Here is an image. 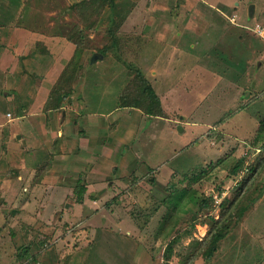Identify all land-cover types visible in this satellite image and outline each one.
<instances>
[{
	"label": "rangeland",
	"instance_id": "obj_1",
	"mask_svg": "<svg viewBox=\"0 0 264 264\" xmlns=\"http://www.w3.org/2000/svg\"><path fill=\"white\" fill-rule=\"evenodd\" d=\"M170 1L165 9L172 16L182 15L175 29L180 26L186 32L183 21L186 19L202 31L210 27L216 32L213 35L207 30L206 38L199 41L211 45L212 50L194 51V57L189 56L187 49L191 40L186 39L190 36L173 33L172 43L183 36L179 39L182 40L179 47L184 51L180 52V59H168L167 54L175 51L168 47L157 59L154 54L159 49L145 57L143 43L138 42L139 39L133 43L128 40L137 35L143 39V35L150 32L145 27L148 19H144L147 11L153 9V0H115V19L119 23L114 25L116 28L108 26V29L107 21L111 22L107 14L112 4L109 6L106 1L100 6L98 1L96 6L93 0H88L89 8L81 15L82 21H77V26L82 24L81 27L89 30L88 35L81 34L84 29L80 28V33H74L77 47L83 48L78 59H82L77 70L78 84L81 88L85 81L92 79V93L90 97L87 94L90 99L96 97L95 90L103 88L99 86H104L108 87L105 100L118 98L120 105L129 103L135 97L133 83L137 72L147 73L161 91L157 92L161 111L147 113V109L158 108L155 103L143 102L139 96L136 104H141L143 110L140 109L147 115L157 118L151 120L148 127L153 132L162 126V145L147 146V151L154 149L149 151L150 159L138 161L123 158L129 147L114 143L108 149L115 161L117 152L123 161L118 164L113 161L97 172L93 166L83 167L81 162L75 166L69 164L64 170V163L59 162V169L66 172L67 178L62 180L57 176L37 188L27 187L28 191L21 190L23 196L18 193L7 196L6 189L0 185V264H185L195 248L194 241L205 238L213 218H229L233 221L232 228L219 242L209 262L200 255L206 247L203 245L198 250L200 258L194 264H264V145L258 143L256 129L264 118V96L249 101L250 107L240 110L256 93L250 90L244 96L245 86L256 90L264 88V65L257 64L260 59L264 61V37H256L253 30L256 23L264 26V0ZM27 2L25 10L30 11L32 4L29 6ZM252 3L256 11L250 19L248 8ZM18 4L15 0L0 1V21L20 22L19 18L12 17L19 10ZM44 4L46 7L43 4L41 7L47 8V2ZM35 7L44 15L36 19L39 23L48 22L50 12L60 9L59 6L48 10H42L39 5ZM126 14L130 16L124 22ZM21 22L31 25L33 18H21ZM118 24L121 25L117 27ZM159 27H163V22L155 25V29ZM220 27L225 30H218ZM120 28L124 30L122 35L117 33ZM226 30L230 33L222 36ZM151 34L155 36L152 31ZM232 36L233 40L245 41L243 46L237 48V44H230ZM154 43L155 48H159V44ZM104 51V59L91 65L93 56ZM198 54L202 55L201 65L197 63ZM140 58L145 60L140 63ZM247 60L249 69L243 74ZM154 70H158L157 75ZM230 78L238 82L233 83ZM160 118L171 120L166 122ZM168 123L174 132L163 130ZM178 125H182V131L178 130ZM3 131L4 134L9 132ZM156 150H162L160 154L169 150L168 158L156 160ZM49 166V163H37L34 176L30 177L35 181L39 177L36 183H42L48 176ZM105 171L108 172L102 178L105 185L96 193H85L81 204L77 203L75 193H64L56 188L60 182L74 184L80 172L95 180L100 173V177L104 176ZM8 173L15 176L17 171L12 168ZM158 176L165 185L159 183ZM113 177L120 178L112 180ZM23 180L26 185H33L31 178ZM20 185L12 186L20 191L16 190ZM49 185L53 187L46 191ZM183 189L186 191L180 197L177 193ZM21 197L29 201L26 208L22 204L20 209L5 204L10 199L20 201ZM102 221L108 222L98 234ZM169 243H173V247L168 258L164 251Z\"/></svg>",
	"mask_w": 264,
	"mask_h": 264
},
{
	"label": "crops",
	"instance_id": "obj_2",
	"mask_svg": "<svg viewBox=\"0 0 264 264\" xmlns=\"http://www.w3.org/2000/svg\"><path fill=\"white\" fill-rule=\"evenodd\" d=\"M15 1L19 2L20 5L18 4L19 10L12 17L19 18L20 22L11 23L0 21V177L6 176L4 179L0 180V185L2 189H6V195L18 193V196H23L24 194L21 190L26 191L27 187L37 188L46 180L55 179L57 176L61 177L60 179L62 180L63 178H67L66 172L59 169V162L64 163V170H67L69 164L75 166L76 164L79 165V162L83 163V167L89 168L93 166V170L95 171L105 169L108 167V164L110 165L115 161L113 159L114 157H112V151L108 149L110 145L113 147L114 143H116V145L121 143L123 146L129 147L127 149V152L130 150L129 155L127 156V152L123 154V158L125 159H128V157H132L133 160L138 161H147L148 157L150 159L152 153H149V151H154V149L152 147L147 151V146H153L154 143L156 144L155 146L158 144L162 145V126L153 132L152 128L148 127L150 122H153L151 120L157 118L152 115H147L142 111V108L141 110L132 102L120 105L117 103L118 98L113 100V98L108 97V100H105V94L108 95V87L99 86L103 88L101 90H95L94 93L96 97L90 99L89 97L92 93L90 89L92 87L91 84H93L92 79L85 81L82 87L79 88L78 83H80V79L77 70L82 65V59L79 61L78 59L82 56L83 48L79 49L77 47L74 33L78 32L80 28L84 29V32H81V34L88 35L87 32L89 30L81 27L83 26L82 24L81 26H77V21L79 22L81 20V15L89 8V6L86 5L88 0ZM169 1L170 0H153V9L151 8L147 11L144 19H148L147 22H145V27L150 30V32L143 35L142 39L135 33V28L131 27V31L137 36H133L128 41L133 43L136 42V39H139L140 41L138 42L143 43L142 49L145 51V57L153 54V51L156 49H159L154 54L156 59L162 51H168L170 49L176 52L174 51V54L171 55L167 54V58L171 60L180 59V52L183 54L184 51L179 47L182 43V40L179 39H183L184 35L190 36L186 39L188 42L191 40L189 42L191 44L190 48L187 47L189 56L192 55L194 57V51L204 53L207 49L212 50L213 48L211 45L202 44L199 41L200 39L206 38L207 30L212 31L213 35H215L216 32L210 27L202 31L201 28L193 27L191 22H188L186 19H183L186 32L184 29H181L182 27L180 26L175 29L177 23L181 22L180 18L182 15L172 16L169 10L165 9V7L171 3V1ZM203 1L211 2V0ZM26 2L29 6L32 4L30 11L25 10ZM45 2H47L48 7L42 8L41 4L46 7V4H44ZM222 4L229 6V4L224 2H222ZM38 5L42 10H48L55 6H59L60 9H53L50 12V16L47 18L48 22L43 21L39 23L36 22V19L44 18V15L35 7ZM116 6L117 4L115 0H113L111 11L107 14L111 23L107 21L106 29H108V26H114L119 23L115 19L117 16V10H115ZM120 7L121 5L119 3L118 9ZM239 14L242 20L241 11H239ZM129 16L130 14L124 16V22L127 21ZM28 17L33 18L31 25L26 22H21V18ZM248 17L252 19L254 15L253 17ZM159 22H163V27L155 29V25ZM194 23H196V20H194ZM172 24L173 28H171ZM120 25L118 24L117 27ZM218 30L224 31L225 29L224 27H220ZM151 31L155 34L154 37ZM123 32L124 30L121 28L117 31L120 35H122ZM173 33L178 35L183 34V36L179 39L177 37L178 40H173L172 43V39L170 40V38H172ZM222 33V36H226L230 32L226 30ZM259 36L258 34L256 35V37ZM233 38L232 36L230 44H237V48L243 46V42L245 41L241 40V38H238L239 41L233 40ZM194 39H196L197 43H194ZM154 41L159 44V48H155L154 45L156 44ZM177 42L180 43L177 44ZM167 47L168 50H166ZM182 47L186 49L184 45H182ZM246 48L248 49V47ZM187 51L185 52L187 53ZM262 51L264 53V49ZM105 52L106 51H104V53L100 52L99 56L95 54L90 64L94 65L96 61L104 59ZM172 55L175 56L170 57ZM201 56V54L197 56V63L200 65ZM246 59H248V57ZM143 60L145 59L140 58V63H142ZM257 64L264 65L263 59H260ZM154 65V63L151 65V69H153L152 66ZM245 66L246 69L242 70L243 74L247 73L248 60ZM191 67L194 68V66ZM139 72L142 71L139 70ZM142 73L149 83L152 84L154 91L157 89L155 91L157 93L159 91L158 87L153 85L147 73ZM154 73L157 75L158 70H154ZM230 81L233 82L231 78ZM236 82H238V80ZM236 82L234 81L233 83ZM95 87L97 86L95 85ZM245 87H247V89H244V96H247L251 92L250 90H255L256 93H254L249 100L247 98V103L243 104L240 110H246V107H250L249 101L252 102L264 96V88L256 90V88L251 89L248 86ZM87 94L89 97H87ZM109 94L112 95V90ZM97 95H102V97ZM5 108L7 109L4 115ZM160 119L166 122H170L171 120V118ZM31 126L34 129L31 128ZM163 128L165 131L174 132L170 123H168L166 127L163 126ZM178 128L179 131L183 130L182 125H178ZM257 128L258 125L256 129ZM28 129H32V131L27 132ZM35 129H37L38 132ZM3 130H8L9 132L4 134ZM156 151V160L168 158L169 156V150L166 154H160L162 150ZM115 154L118 158L114 162L115 164H118L119 161H123L119 152ZM162 155L164 156L162 157ZM44 162L50 165L48 176L43 179L42 183H36V181H39V177H37L35 181L34 177L30 176H34L36 164ZM52 163L55 167H52ZM166 163L168 164V162ZM12 168L17 171L15 176H10L8 173ZM83 170L86 172L88 171L87 169ZM103 173H105L104 176L100 177V173L98 179L90 180L87 178L88 176L86 177L85 174L80 172V174L76 176L74 184L69 185V183L66 182L62 184V182H60V185H56V188L61 189L60 191L64 193H75L77 203L81 204L80 201H83L85 193L90 191L96 193L97 189L105 185V178H102L105 177L108 172L105 171ZM159 176L157 180L160 184L165 185L162 181L163 179L159 178ZM24 177L28 180L31 178L33 185H26L23 180ZM117 178L120 177H113L112 180H116ZM14 183L18 185L21 183L20 186L22 188L18 187L16 189L20 191H15L12 186ZM52 187L53 186L49 185L46 191H51L50 189ZM14 200L15 199L7 200L8 202L5 204L12 205V208L18 206L20 209L21 204L26 208L29 202L24 197H21L20 201L17 202ZM13 202L17 205H14ZM107 222L108 221H102V226L97 229L98 234L101 229L105 227Z\"/></svg>",
	"mask_w": 264,
	"mask_h": 264
},
{
	"label": "trees",
	"instance_id": "obj_3",
	"mask_svg": "<svg viewBox=\"0 0 264 264\" xmlns=\"http://www.w3.org/2000/svg\"><path fill=\"white\" fill-rule=\"evenodd\" d=\"M100 2V6H103L105 2L112 4L113 0H93V2L96 4L97 2ZM110 1V2H108ZM97 6V4H96ZM134 87V94L135 97L131 98L133 99L131 102L138 106L139 108H142L140 106L141 104H136V98L137 96L140 97V100L143 102L148 101L149 103H155L158 109L150 110L147 109V113L154 114L161 111V101L160 97L157 95V93L154 91L152 85L149 83V81L146 79V77L143 75L142 72H137L135 76V80L133 83ZM139 100V99H137ZM257 136H258V143L264 145V118L260 120L259 127L257 129ZM234 173H236V170H234ZM183 191H186V189H183L179 193H177L179 196L182 194ZM181 197V196H180ZM182 201V198H181ZM180 201V203H181ZM179 203V204H180ZM233 221H230L229 218L227 220H220L219 218H213V222L210 225V229L208 233L205 235V238L196 239L194 241V250L190 253L188 256V262L185 264H194V262L200 258L198 250L199 248L203 247V245H206L205 250L203 251L201 256L203 255L204 259L209 262L211 257L213 256L214 252L217 251L219 242L227 235L232 228ZM173 243H169L164 251V254L166 256H170V253L172 251Z\"/></svg>",
	"mask_w": 264,
	"mask_h": 264
},
{
	"label": "built area",
	"instance_id": "obj_4",
	"mask_svg": "<svg viewBox=\"0 0 264 264\" xmlns=\"http://www.w3.org/2000/svg\"><path fill=\"white\" fill-rule=\"evenodd\" d=\"M253 30L260 36L264 37V26H262L259 23H256V25L253 27Z\"/></svg>",
	"mask_w": 264,
	"mask_h": 264
},
{
	"label": "water",
	"instance_id": "obj_5",
	"mask_svg": "<svg viewBox=\"0 0 264 264\" xmlns=\"http://www.w3.org/2000/svg\"><path fill=\"white\" fill-rule=\"evenodd\" d=\"M248 12H249V16L253 17L254 12H255V4L254 3L249 5Z\"/></svg>",
	"mask_w": 264,
	"mask_h": 264
}]
</instances>
